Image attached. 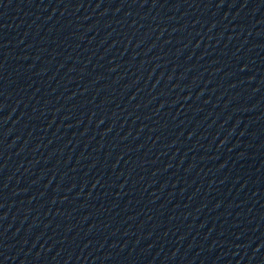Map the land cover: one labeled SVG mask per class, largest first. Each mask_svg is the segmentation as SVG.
<instances>
[{
	"label": "water",
	"instance_id": "obj_1",
	"mask_svg": "<svg viewBox=\"0 0 264 264\" xmlns=\"http://www.w3.org/2000/svg\"><path fill=\"white\" fill-rule=\"evenodd\" d=\"M264 0H0V259L148 148Z\"/></svg>",
	"mask_w": 264,
	"mask_h": 264
}]
</instances>
